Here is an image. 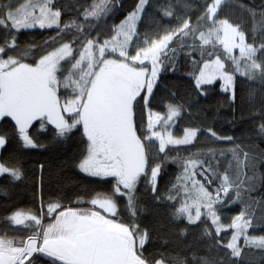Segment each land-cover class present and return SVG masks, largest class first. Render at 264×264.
Listing matches in <instances>:
<instances>
[{"label": "snow or ice", "instance_id": "obj_1", "mask_svg": "<svg viewBox=\"0 0 264 264\" xmlns=\"http://www.w3.org/2000/svg\"><path fill=\"white\" fill-rule=\"evenodd\" d=\"M77 3L0 0V149L75 141L66 163L100 186L45 200L40 163L38 207L0 216V264H246L253 249L264 264V235L249 231L264 228V193L252 195L264 188V149L251 147L264 143V2L259 11L243 0ZM233 6L246 19L222 15ZM36 30L43 43L21 41ZM181 60L195 98L162 84ZM238 80L255 125L240 137L215 127L224 104L236 120ZM213 94L223 104L209 119L199 105ZM25 176L18 158L0 160V195ZM145 197L206 251H149ZM224 209L236 214L224 219Z\"/></svg>", "mask_w": 264, "mask_h": 264}, {"label": "trees", "instance_id": "obj_2", "mask_svg": "<svg viewBox=\"0 0 264 264\" xmlns=\"http://www.w3.org/2000/svg\"><path fill=\"white\" fill-rule=\"evenodd\" d=\"M62 3L68 5L71 9L74 5L78 6L77 0H61ZM82 2V0H80ZM123 4L121 11L130 10L136 0H120ZM194 3H203V0H193ZM264 0H243L245 5L254 7L259 11L261 3ZM66 15H71L68 12ZM119 15V13H118ZM222 15H227L231 19L236 21H242L246 19L245 14L238 6L231 8L226 7ZM122 18V17H121ZM47 37V32H40L36 30L31 34H25L20 37L21 41H35L37 44L43 43ZM185 65L183 60L177 65V71L175 74L167 73L162 81V84H167L170 87L176 89L179 93H188L195 98V92L193 91V85L189 83V78L184 71ZM247 84L237 82V101L235 108L236 120L234 123L228 121L232 119V110L224 104L223 107L219 105L223 104V96L213 94L207 99H201L200 107L205 109V112L209 119L217 113L219 107V113L215 120V127L218 131H222L228 135H235L240 137L242 133H249L254 128V122L247 117L248 103L246 99ZM164 89L161 88V92L157 99L160 98ZM241 112L245 113V118L240 119ZM188 123V121H184ZM4 125L0 122V127ZM182 127V126H181ZM255 140V137H253ZM78 144L75 141H69L67 144L59 146L58 148H51L48 151L43 150H25L21 148L15 141L9 143L6 149H0V160H6L12 156L18 158L23 165L26 173L25 179L16 188L12 189L9 196L5 197L0 195V216L6 215L5 209L10 207L28 209L35 206L38 207V199L34 200V196H38L39 185L38 180L34 177H38L40 174L39 164H45V184H44V198L49 199L50 194H56L60 192H83L86 189L92 187H100L89 183L90 178L79 173L74 167L69 166L66 162L71 161L78 152ZM256 150L264 149V143H254L251 145ZM175 165L168 166V172L165 174L164 179L161 182V188L167 183L170 178L174 177ZM260 172H264V166L260 167ZM251 174V173H249ZM259 174V173H258ZM259 188V186H258ZM264 193V188H259L258 192L253 193V197L259 198ZM153 202L145 197V205L147 211L143 213V224L149 228L151 232V240L146 247L151 252H158L164 250L165 252L176 255L183 251H186L189 246L194 249H198L203 252L206 251L203 243H198L194 234L189 233L186 237L178 235V229L169 223L167 209L153 208ZM238 207V206H237ZM234 209H224V219H229L235 215ZM261 214V208H257V216ZM253 235H264V228L259 225L253 230H249ZM164 237H167V244H165ZM246 264H261L262 257L258 250L253 249L245 252Z\"/></svg>", "mask_w": 264, "mask_h": 264}, {"label": "rangeland", "instance_id": "obj_3", "mask_svg": "<svg viewBox=\"0 0 264 264\" xmlns=\"http://www.w3.org/2000/svg\"><path fill=\"white\" fill-rule=\"evenodd\" d=\"M235 54H236V55H239V52H238V50H236Z\"/></svg>", "mask_w": 264, "mask_h": 264}]
</instances>
